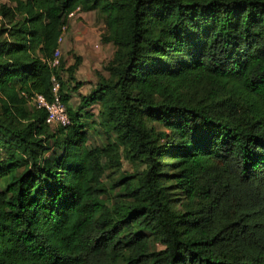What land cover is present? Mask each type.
Wrapping results in <instances>:
<instances>
[{
  "label": "trees",
  "instance_id": "16d2710c",
  "mask_svg": "<svg viewBox=\"0 0 264 264\" xmlns=\"http://www.w3.org/2000/svg\"><path fill=\"white\" fill-rule=\"evenodd\" d=\"M74 11L115 47L77 105ZM0 264H264V0L0 3Z\"/></svg>",
  "mask_w": 264,
  "mask_h": 264
},
{
  "label": "crops",
  "instance_id": "0c3cea01",
  "mask_svg": "<svg viewBox=\"0 0 264 264\" xmlns=\"http://www.w3.org/2000/svg\"><path fill=\"white\" fill-rule=\"evenodd\" d=\"M92 13L93 11L88 12H76V15L74 18L70 19V25L68 27V30L65 34L64 40L60 46L61 48V58H63L67 66L72 64L70 57L72 56V59L74 56H80L82 58L81 65L74 73V80L73 84L78 83L79 88L77 90L71 91L70 94L72 95L71 99H73L74 95L77 93H88L90 89L92 88L93 84L96 82V76H95V69H91V65L95 66V62L97 58H101V55L103 56L102 48H106V46L109 48L111 44H99L98 46V40L96 39L95 42L92 43V39H81L78 36L77 30L81 26V20L84 19L85 14ZM94 13V12H93ZM92 13V21L97 22V15L96 13ZM103 24V23H102ZM79 27L77 28V26ZM68 38V39H67ZM101 42V41H100ZM97 46V47H96ZM113 46V45H111ZM108 50V49H107ZM110 52V49L108 50ZM111 51L110 53H112ZM112 55V54H109ZM111 57V56H110ZM110 59V58H109Z\"/></svg>",
  "mask_w": 264,
  "mask_h": 264
},
{
  "label": "built area",
  "instance_id": "2783aa9c",
  "mask_svg": "<svg viewBox=\"0 0 264 264\" xmlns=\"http://www.w3.org/2000/svg\"><path fill=\"white\" fill-rule=\"evenodd\" d=\"M77 11V10H76ZM76 12L69 14V18L73 17ZM68 30L67 26H63L61 29V35L59 36L57 42L58 47L53 53L52 60L50 65L53 68H57L60 64L61 59V44L64 40L66 31ZM60 81L56 76L52 78V96L50 99H47L43 95H36L34 98V103L38 108L44 109L47 112V123L49 124H59L67 125L70 122L69 116L66 111V106L62 102L59 96Z\"/></svg>",
  "mask_w": 264,
  "mask_h": 264
},
{
  "label": "rangeland",
  "instance_id": "374dc122",
  "mask_svg": "<svg viewBox=\"0 0 264 264\" xmlns=\"http://www.w3.org/2000/svg\"><path fill=\"white\" fill-rule=\"evenodd\" d=\"M2 2H6V0H0V3H2ZM92 13L89 12L87 15L85 14V16H84L85 18L81 20V23H80L81 26L80 27H79V25L77 26V28L79 27V29L77 30V33H78V36L81 39H92V43H93V42L96 41V39H100L101 33H102L104 28H103V24H102L103 22H102V19H101L100 16L97 17L98 18L97 22L92 21V18H91L92 17ZM75 15H76V13L70 19L74 18ZM100 43H101L100 40H98V46H99ZM107 49L108 50L110 49V52L111 51H113V52L110 53V52H108ZM102 50H103V52H102L103 56L101 55V58L100 57L97 58V60L95 62V66L91 65L92 71H93V69H95L94 71H98V69L103 71L102 70L103 63L105 61L109 60V58L114 57V55H115V47L114 46L110 45L109 48L106 46V48H102ZM61 54H62V52H61ZM109 54H112V55H109ZM70 59H71V62L73 63L74 62V57L72 59V56H71ZM83 94L84 93H82V92L75 94L70 103H73V104L77 105V102L80 100L81 95H83ZM91 130H93V128ZM123 169L129 174H133L134 173L133 168L130 165H128L126 162H123Z\"/></svg>",
  "mask_w": 264,
  "mask_h": 264
}]
</instances>
